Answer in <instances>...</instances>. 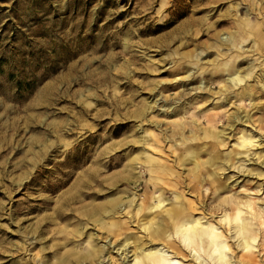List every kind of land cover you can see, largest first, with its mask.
<instances>
[{
  "label": "rangeland",
  "instance_id": "1",
  "mask_svg": "<svg viewBox=\"0 0 264 264\" xmlns=\"http://www.w3.org/2000/svg\"><path fill=\"white\" fill-rule=\"evenodd\" d=\"M252 25L260 28L261 37ZM263 34L264 0H0V264H15L16 259L20 260L16 264H28L32 254L56 264L53 252L58 249L77 252L73 262L81 264L77 258L84 247L75 246L76 239L90 232L103 237L115 226L107 224L102 210L99 216L106 222L103 227L95 224L92 213L98 206L117 195L128 201L133 190L144 197L153 192L152 186H144L148 173L137 181L144 168L138 164L134 169L128 163L142 147L137 139L141 111L158 90L165 95L161 104L170 106L169 113L145 112L147 128L152 119L161 127L174 128V121L212 114L215 125L204 122L205 130L230 135V112L252 114L261 134L258 145L244 157L243 168L237 167L243 160L240 154L227 160L229 153L238 151L236 137L248 122L237 123L233 135L220 145L217 139L200 140L214 142V156L225 159L222 165L208 163L201 168L210 188L199 200L207 202L208 210L219 205L218 194L207 183L213 177L233 193L253 197L263 208L264 88L257 82L264 79ZM230 35L239 43L232 52L222 45L223 37ZM253 44L252 52L240 48ZM200 53L202 68L194 60ZM228 54H233L236 69L237 64H256L258 76L249 80L256 101L220 102L212 108L211 101L193 100L180 113L171 114L187 84L207 80L210 76L204 70ZM189 71L195 73L192 81L176 80ZM226 72L208 80L213 90L222 86L219 81L228 76ZM164 148L162 143L165 160L174 164L170 161L174 155ZM201 158L208 156L203 153ZM190 167L180 170L187 175ZM179 179L188 183L192 178ZM158 185L165 187L166 203L175 192L186 194L183 184ZM189 194L187 203L197 200ZM136 226L126 223L123 236L138 233L144 238ZM76 230L83 234L76 236ZM27 239L34 240L31 252ZM236 241L232 238L233 246ZM239 251L235 253L240 255ZM257 258L264 264V250ZM104 262L112 263L108 253Z\"/></svg>",
  "mask_w": 264,
  "mask_h": 264
},
{
  "label": "bare ground",
  "instance_id": "2",
  "mask_svg": "<svg viewBox=\"0 0 264 264\" xmlns=\"http://www.w3.org/2000/svg\"><path fill=\"white\" fill-rule=\"evenodd\" d=\"M252 26L255 34L261 37L260 28L255 25ZM222 40V45L227 44L225 50H231L232 52L239 47V43L231 35L223 37ZM240 48L243 51L252 52L254 51V44L249 48ZM201 54H197L194 59L199 68H202L201 63H199ZM232 57L233 54H228L226 57L217 59V62L212 64L211 67L206 68L203 73L210 76H206L207 80L203 81L201 78L199 80L201 81L200 84L191 87L187 84V87L183 89L186 92H183L179 98H183L182 101L171 107L172 112L170 111V113H180L181 108H187L188 105L193 103V100H196L197 103L204 101V104L211 101L212 108H217V103L220 102H223L224 105L231 104L234 101L255 100L256 90L252 84H249V80L258 76L256 64L252 63L247 67H239L237 64L236 69V66L231 62ZM262 61H264V57ZM262 71L264 75V69ZM222 72H226L228 76L219 81L223 84L215 91L211 88V82L208 80L214 76L221 78L224 76ZM194 75L195 73L189 71L180 80L177 78L176 80L184 81L185 84L187 81H192ZM173 80L172 78L170 81ZM257 82L262 83L261 87L264 88V79L263 82L262 79H257ZM215 99L216 101H214ZM164 101L163 91L158 90L152 102H149L145 108L146 111L144 109L141 111L143 116L138 126L142 130L137 139L142 147L135 157L130 158L128 163V166L131 165L134 169H137L138 164L144 168L143 173L137 174V181H141L142 177L148 173L150 179L146 180L144 186H147V188L152 186L153 192L151 194L146 192L144 197V195H139L138 190H133L134 196L128 201L118 198L121 195H117L107 200L104 205L98 206V209L92 213L95 224L103 227V223L106 222V219L99 216V210H102L104 216L109 219L107 224L115 225L113 232L103 237H100L96 232H90L82 238L76 239L79 242L75 243V246L83 245L84 247V252L79 253L77 261L81 264L92 262H94L93 264H259L260 261L257 257L264 250V207H258L256 205L257 201L253 197L241 195L236 191L233 193V189L228 188L227 184L216 183L213 177L208 179L207 183L211 186V190L218 194L219 205L212 210H208L207 202L199 200V197L204 195V190L210 188L205 186L203 182L206 174L202 173L201 168L208 163L211 166L222 165L225 159L217 155L214 156L211 149L215 145L214 142H200V140L213 138L217 139L216 145H220L226 142V138L233 135L231 133L237 123L245 124V122H248L236 137V144L240 149L238 148V151H235L233 155L229 153L230 158L227 160L232 162L237 157L235 154H240L239 157L243 160L237 167L242 165L240 168H243L247 155L258 145L257 141L260 136L257 137V135L261 134V128L255 126L252 114L244 111L230 112V135L225 130L213 133L205 130V127H203L204 122L215 125V118L212 114H205L203 118H192L188 122L183 119L174 121L176 125L174 128L161 127L159 120L150 119L152 127L147 128L146 122L143 121L148 117L145 112L153 109V111L159 110L164 114L165 112L169 113L170 106L164 108L165 104H161ZM255 101V105H257ZM248 124L251 127L250 130L247 128ZM162 143L165 145V152H171L172 156L174 155V161L170 160L174 164L170 165L165 160L167 158L161 153L163 150ZM169 143L170 145L167 147ZM203 153H206L207 159L201 158ZM238 161L234 163L236 164ZM187 164H192V167L187 168L189 171L188 178L191 177L192 179L190 182L185 183V181L182 182L179 179L187 178V175L184 172L182 173L180 168L185 169ZM220 168L223 169V167ZM131 176L133 177L132 173ZM176 177V181L171 182V179ZM161 181L172 188L183 184L186 194L181 191L175 192L170 202L166 203L169 199L165 196V187L158 185ZM191 189V193L193 191L197 192L196 196L189 194ZM187 194L197 198V200L188 199L191 201L187 203ZM135 222L138 231L145 233V237L139 238L138 233L123 236L122 229L126 223H129V227H132ZM97 229L99 231V228ZM75 233L78 237L83 234L78 230ZM85 236L86 239L81 241ZM232 238L237 240L235 243L236 248L231 243ZM100 239L105 240L100 243L98 241ZM260 241L262 242L260 243ZM33 243L34 240H31L27 244V251L31 252L29 244ZM66 244L57 243L55 246L61 245L64 247ZM236 249L240 250V255L235 253ZM130 252H132L131 255H129ZM76 253L70 251L64 253L61 249H58L57 252H53V255L57 258L56 264H75L73 260ZM107 253L111 257L112 263L104 262ZM16 261L20 260L16 259L15 264ZM24 262L26 264V261ZM27 262L28 264H54L45 256L36 258L33 254L28 257ZM19 264L23 263L20 262Z\"/></svg>",
  "mask_w": 264,
  "mask_h": 264
}]
</instances>
